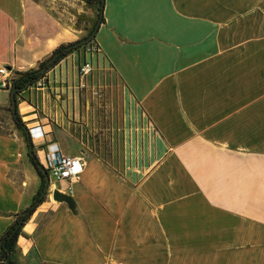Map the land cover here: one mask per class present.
<instances>
[{
    "label": "crops",
    "instance_id": "0c3cea01",
    "mask_svg": "<svg viewBox=\"0 0 264 264\" xmlns=\"http://www.w3.org/2000/svg\"><path fill=\"white\" fill-rule=\"evenodd\" d=\"M62 38L40 4L0 0V68L32 70ZM95 45L142 127L105 161L68 117L49 125L23 113L40 128L34 146L54 143L85 165L69 191L49 185L74 212L47 192L12 260L264 264V0H105ZM58 83L49 75L29 90ZM24 150L0 134V237L40 184Z\"/></svg>",
    "mask_w": 264,
    "mask_h": 264
},
{
    "label": "rangeland",
    "instance_id": "374dc122",
    "mask_svg": "<svg viewBox=\"0 0 264 264\" xmlns=\"http://www.w3.org/2000/svg\"><path fill=\"white\" fill-rule=\"evenodd\" d=\"M32 1L43 6L63 26L60 45L72 44L85 38L88 34L87 29L96 20L94 8H89L84 0ZM79 16L81 17L78 18ZM85 50V47H81L78 51L69 54L49 71V75L59 82L55 84L58 92L46 91L45 96L42 94L37 96L34 90H28L22 94L17 99L18 115L25 127L29 120L25 119L27 115L23 114L25 111H31L30 115L35 119L49 125L51 123L55 125L57 119L68 117L71 126L78 125V131H82L86 141V144H82L83 148L86 149L89 142L92 148L90 154L110 161L113 158V147L120 146L119 137L135 134L137 130L140 132L142 122L124 97L109 67L96 56L86 54ZM84 62H89L92 70L83 81L85 87L81 88L77 70ZM38 63L33 70L38 68ZM8 95V91L0 90V102L8 99L6 104L0 107V134L20 136L27 155V144L12 121ZM21 102L25 104L18 109V104ZM33 136L37 137V135ZM48 144L42 141V144H37L40 146L33 145V151L36 152L38 159L44 160ZM76 157L83 158V155ZM40 165L46 170V162H41Z\"/></svg>",
    "mask_w": 264,
    "mask_h": 264
},
{
    "label": "trees",
    "instance_id": "16d2710c",
    "mask_svg": "<svg viewBox=\"0 0 264 264\" xmlns=\"http://www.w3.org/2000/svg\"><path fill=\"white\" fill-rule=\"evenodd\" d=\"M84 2L89 6V8H94L95 14H96V20L93 22V24L90 26V28L87 29L88 34L86 37H88L91 34V32L93 31V29H94V27H95V25L99 19L101 0H84ZM80 17L81 16H79L78 18H80ZM101 24H103V18L101 20ZM94 44H95V39H93L90 43H88L85 46H91ZM70 45L71 44L58 46L56 49H54L50 53V55L45 60L38 63V68L36 70L32 69V70H29L26 72L14 73V79L12 80V83H11V90L12 89L16 90V93H15L16 99L20 98L24 92H26L27 90H29L30 88L35 86V84L41 79L40 74H36V72L44 69V71H45L44 74L48 73L59 62H61L63 59H65L69 54H71L75 51H78L81 48V47H79L77 49L71 50L70 52H65L64 49ZM85 46H83V47H85ZM52 58H54V61L52 63H49ZM26 86L28 89L24 90V88ZM9 100H10V96H9ZM10 113H11V111H10ZM16 113H17V118H18L19 122L16 123L15 120L13 119V117H12V121H13L15 127L17 128V130L22 133V137L24 138V142L27 144L28 141H27L26 135L24 133V130L22 129V126H21V125H24V123L21 121V119L18 115V110H16ZM11 116H12V114H11ZM25 128L27 129V127H25ZM27 131L29 133L28 129H27ZM28 140L33 145L32 140L30 138V135H29ZM34 154H35V158L38 161V158L36 156V152ZM28 161L31 164V166L33 167L34 171L36 172V174L39 178L40 184H39V187L36 190L34 196L31 199L30 206L14 216L13 223L6 230V232L0 237V264H16L12 260V256L15 253L16 243H17V239L20 236L21 229L24 226V224L28 221L30 216L33 214V212L36 210V208L45 202V199L47 196V187L49 185L47 184L45 177L36 168V163L32 158H28ZM32 206H36L35 209H32L27 216L22 217V213L29 210Z\"/></svg>",
    "mask_w": 264,
    "mask_h": 264
},
{
    "label": "built area",
    "instance_id": "2783aa9c",
    "mask_svg": "<svg viewBox=\"0 0 264 264\" xmlns=\"http://www.w3.org/2000/svg\"><path fill=\"white\" fill-rule=\"evenodd\" d=\"M86 54L91 55L98 53L99 49L94 44L91 46H85ZM92 68L89 62H84L78 69V77L80 82V87L84 88L85 85L83 81L90 74ZM14 79V72L6 69L5 67L0 68V90H5L10 92L11 83ZM49 81V72L44 74L43 77L33 86L35 90H42L45 84ZM38 129L40 128H32ZM29 130V135L31 140H41V132L38 138H33L31 135V130ZM46 152L44 153V160L38 159L39 163L46 162V172L49 180L55 182H65L68 185V191L71 186L79 181L81 174L83 173L85 162L82 157L68 156L61 153L56 144L50 143L46 145ZM50 185V183H49ZM50 190V186L48 187ZM52 191V190H51ZM49 193V192H48ZM51 195V193H49Z\"/></svg>",
    "mask_w": 264,
    "mask_h": 264
},
{
    "label": "water",
    "instance_id": "95a60500",
    "mask_svg": "<svg viewBox=\"0 0 264 264\" xmlns=\"http://www.w3.org/2000/svg\"><path fill=\"white\" fill-rule=\"evenodd\" d=\"M104 1L105 0H101V7H100V13H99V19L93 29V31L91 32V34L84 38V39H81L73 44H71L70 46L66 47L64 49L65 52H70L71 50L73 49H77L79 47H83L85 45H87L88 43H90L93 39H95V36L98 32V29L101 25V20L103 18V7H104ZM54 61V58H52L50 60L49 63H52ZM45 73L44 69L36 72V74H40V78H42L43 74ZM27 86L24 88V90H27ZM15 93H16V90L15 89H12L9 93V96H10V111H11V114H12V117L13 119L15 120L16 123L19 122L18 118H17V113H16V110H17V99H16V96H15ZM22 126V129L24 130V133L26 135V138H27V158H32L35 163H36V168L39 170V172L45 177L46 181H47V184L49 185L50 183V180H49V177L47 175V172L46 170L40 165L39 161H37V159L35 158V154H34V151H33V145L29 142V133L27 131V129L25 128V125H21ZM49 187V186H48ZM47 187V192L51 193V198L53 201L55 202H58V203H65L67 205V208L71 211V212H74V208H73V199L71 198V196H69L68 194L66 193H61L57 190H52L50 191L49 188ZM36 206H32L29 210L25 211L22 213V217H25L27 216L30 211L32 209H35Z\"/></svg>",
    "mask_w": 264,
    "mask_h": 264
}]
</instances>
